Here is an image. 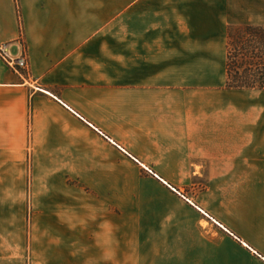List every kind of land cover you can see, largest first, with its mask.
Wrapping results in <instances>:
<instances>
[{
	"label": "crops",
	"instance_id": "0c3cea01",
	"mask_svg": "<svg viewBox=\"0 0 264 264\" xmlns=\"http://www.w3.org/2000/svg\"><path fill=\"white\" fill-rule=\"evenodd\" d=\"M246 25L264 0H0L30 62L0 54V264H264V90L226 88Z\"/></svg>",
	"mask_w": 264,
	"mask_h": 264
},
{
	"label": "trees",
	"instance_id": "16d2710c",
	"mask_svg": "<svg viewBox=\"0 0 264 264\" xmlns=\"http://www.w3.org/2000/svg\"><path fill=\"white\" fill-rule=\"evenodd\" d=\"M227 74V89L264 90V26L230 29Z\"/></svg>",
	"mask_w": 264,
	"mask_h": 264
},
{
	"label": "built area",
	"instance_id": "2783aa9c",
	"mask_svg": "<svg viewBox=\"0 0 264 264\" xmlns=\"http://www.w3.org/2000/svg\"><path fill=\"white\" fill-rule=\"evenodd\" d=\"M0 54L4 59H6L12 66L18 68L22 71V73L29 74L30 73V62L27 51L24 52L23 56L18 59L11 58L7 53V46L4 45L0 47Z\"/></svg>",
	"mask_w": 264,
	"mask_h": 264
},
{
	"label": "rangeland",
	"instance_id": "374dc122",
	"mask_svg": "<svg viewBox=\"0 0 264 264\" xmlns=\"http://www.w3.org/2000/svg\"><path fill=\"white\" fill-rule=\"evenodd\" d=\"M112 1L114 2L115 0H112ZM112 6H114V4H112ZM112 10H114V8H112ZM133 251L134 249H128V256H127L126 264H138V261L135 260V257L133 255ZM29 264H40V263L37 261V258L35 257L34 260L33 259L30 260ZM139 264H141L140 261H139Z\"/></svg>",
	"mask_w": 264,
	"mask_h": 264
}]
</instances>
